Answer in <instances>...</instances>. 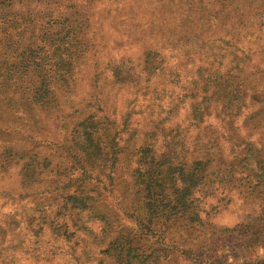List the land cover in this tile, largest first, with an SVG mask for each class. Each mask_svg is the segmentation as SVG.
I'll return each instance as SVG.
<instances>
[{"label":"rangeland","instance_id":"1","mask_svg":"<svg viewBox=\"0 0 264 264\" xmlns=\"http://www.w3.org/2000/svg\"><path fill=\"white\" fill-rule=\"evenodd\" d=\"M38 10L52 18L42 14L29 25L26 44L35 46L41 31H60L57 43L66 50L74 46L65 37L69 27L79 44L71 77L57 83L52 104L28 111L25 79L14 99H4L10 106L0 104V264H119L117 255L104 253L116 230L104 233L100 223L61 209L60 191L53 190L67 180L58 174L73 170L72 131L86 118L118 142L123 182L143 144L184 153L188 162L209 160L194 191L201 225L191 237L201 245L184 253L179 240L190 239L173 230L142 242L146 255L160 264L260 262L264 176L254 163L264 167V44L255 39L264 27L258 32L255 23L264 17V0H47L29 9ZM153 53L159 68L144 67ZM235 59L246 77L244 106L234 113L220 101L202 103L213 92L205 87L208 75L231 71ZM125 70L132 81H116ZM120 190L108 194L110 210L118 209ZM118 222L113 228L134 227L125 216Z\"/></svg>","mask_w":264,"mask_h":264},{"label":"trees","instance_id":"2","mask_svg":"<svg viewBox=\"0 0 264 264\" xmlns=\"http://www.w3.org/2000/svg\"><path fill=\"white\" fill-rule=\"evenodd\" d=\"M46 1L0 0V104L14 99L19 88L18 83L25 79L23 94L27 98L23 105L28 111L47 107L55 100L57 83H65L71 77V61L76 58L75 45L79 44L76 27L66 29L65 37L74 45L66 50L61 49L62 44L57 43L60 41L57 38L60 31L50 34L46 31L39 32V42L35 46L23 41L28 26L36 24L42 14L44 18H52V14L43 13L41 10L33 14L29 11L31 7L35 9L39 4H46ZM13 6H17V11L11 10ZM260 14L261 19L257 25L255 23L258 32L264 27L263 13ZM255 42L256 46L259 43L264 44V37L256 38ZM32 44H35L34 41ZM160 63L153 53V59L146 62L144 67L154 65L151 69H157ZM241 65L242 61L235 59L231 71L208 75L212 78L206 79L205 87L210 85L213 92L202 103L207 104L212 99L222 102V110L225 112L229 111L227 109L234 110V113L240 111L244 106L243 91L246 80L242 75ZM224 75L229 79L223 77ZM115 77L118 82L132 81L127 70L123 74L119 72ZM259 85L264 86L263 82ZM205 91L203 87L202 93ZM23 98L22 95L19 99ZM72 133L68 152L69 160L74 162L73 170L71 173L58 174L67 180L60 187H53V190L60 191L61 209L75 210L76 215L83 214L87 220L100 223L104 233L116 230V235L107 243L105 254L117 255L119 264H160L155 254L144 253L143 249L146 247L141 244L150 242L151 237L157 234H169L173 230V235L177 234L178 238L183 234L190 239L189 242L185 237L179 240L184 245V253L199 248L201 242H197L198 235L191 237L199 233L198 227L201 225L194 191L203 184L209 160L196 158L188 162L184 153L172 149L160 151L151 144H143L133 156V167L127 175L129 181L123 182L120 169H116L122 149L99 122L86 118L75 126ZM245 145L252 148L249 143ZM32 164L34 165L33 162ZM254 164L264 176L263 164L258 160ZM30 165V161L23 164L22 170H28ZM56 167L54 164L52 169ZM118 187H121L116 206L118 209L110 210L106 199ZM119 210L121 214L117 212ZM122 216L130 220L134 227L113 228V223L117 220L121 223ZM169 229L170 232H165ZM239 229L242 228L231 231L237 232ZM54 232L58 236L56 229ZM259 232L251 233L250 237L253 238ZM254 264H264V258Z\"/></svg>","mask_w":264,"mask_h":264}]
</instances>
